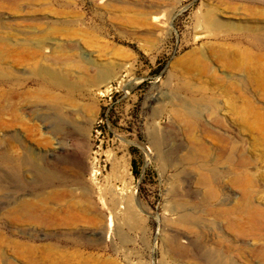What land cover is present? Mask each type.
<instances>
[{
    "label": "rangeland",
    "instance_id": "1",
    "mask_svg": "<svg viewBox=\"0 0 264 264\" xmlns=\"http://www.w3.org/2000/svg\"><path fill=\"white\" fill-rule=\"evenodd\" d=\"M244 101L264 114V0H0V264H264L219 214L239 154L264 209Z\"/></svg>",
    "mask_w": 264,
    "mask_h": 264
},
{
    "label": "bare ground",
    "instance_id": "2",
    "mask_svg": "<svg viewBox=\"0 0 264 264\" xmlns=\"http://www.w3.org/2000/svg\"><path fill=\"white\" fill-rule=\"evenodd\" d=\"M242 118L245 123L243 125L251 133L257 135L260 140L264 143V114L260 113L249 101H244L242 106ZM176 118L185 126L189 127L191 125L190 118L181 113H176ZM200 155L202 157L206 156L205 146L200 143L197 144ZM250 159L245 157L244 154L236 158V160L230 159L233 164V169L231 172L226 174L225 177L228 179V184L237 189L240 192L239 196H235V206L231 210L219 211V214H223L228 220V225L230 230L236 233L244 234H255L257 231H264V209L260 205L254 203L255 197L254 192L260 189L257 184L254 175L250 172L249 167L251 165ZM252 167V166H251ZM222 174L217 171H213L210 175L200 174L199 182L200 184H209L215 191L219 188L218 179L221 178ZM211 189V188H210ZM209 190V189H208ZM212 192V194L215 192ZM211 192H209L210 195ZM218 193V192H217ZM216 196V194H215ZM214 195L212 198H216ZM225 202L222 201L221 205ZM46 254L43 255L41 259L43 262L48 264H66L65 261H61L57 258H51V252L53 251V245H46ZM50 247V248H49ZM52 247V248H51ZM258 256L261 260H264V252H258ZM216 257V256H215ZM207 264H225L224 262H217L212 256L208 257ZM233 264V263H228Z\"/></svg>",
    "mask_w": 264,
    "mask_h": 264
}]
</instances>
